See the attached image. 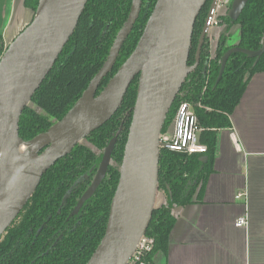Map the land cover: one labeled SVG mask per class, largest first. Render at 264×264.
<instances>
[{
    "label": "trees",
    "instance_id": "1",
    "mask_svg": "<svg viewBox=\"0 0 264 264\" xmlns=\"http://www.w3.org/2000/svg\"><path fill=\"white\" fill-rule=\"evenodd\" d=\"M212 0L200 12L194 27L189 65L196 53L205 17ZM157 0H143L131 33L124 42L113 69L102 80L99 94L136 48ZM39 0H25L34 13ZM132 0H88L75 32L59 55L54 67L33 95L19 122V133L30 140L60 120L82 96L105 63L115 38L127 20ZM227 27L214 56L206 63L207 44L203 45L198 67L183 83L167 116L163 133L170 126L182 103L193 108L200 128L205 153L161 150L159 184L167 205L153 213L147 236L154 239L153 250L145 257L168 248L176 223L175 206H184L202 196L213 170L217 133L231 126L230 116L238 106L250 79L264 71V54L256 57L236 52L218 81L223 55L232 47L258 50L264 38V0H249L234 24L240 26L239 41L226 42L233 25L229 12L221 15ZM0 55L3 52L0 34ZM206 63V64H205ZM209 66V67H208ZM139 76L131 83L117 112L85 140L59 159L43 176L27 206L0 240V264H86L101 242L108 223L120 166L135 105ZM117 136L107 175L77 215L70 216L97 173L104 149ZM201 156H207L205 162ZM196 195V196H195ZM139 264V262L137 263Z\"/></svg>",
    "mask_w": 264,
    "mask_h": 264
},
{
    "label": "water",
    "instance_id": "2",
    "mask_svg": "<svg viewBox=\"0 0 264 264\" xmlns=\"http://www.w3.org/2000/svg\"><path fill=\"white\" fill-rule=\"evenodd\" d=\"M207 1L157 0L136 48L97 94L139 18L143 0H132L129 16L105 63L82 96L50 128L24 140L19 133L21 115L75 32L88 2L39 0L30 22L0 55V240L23 212L44 174L112 118L131 83L139 76L106 231L86 264L131 263L139 243L146 237L154 211L168 204L159 184L160 157L164 148L161 136L183 83L200 63L207 38L205 26L196 61L193 65L188 61L195 23ZM248 1H233L229 10L232 22L238 20ZM236 52L258 60L264 54V38L258 50L238 46L229 49L222 57L218 81L229 57ZM116 143L117 136H114L104 149L94 180L79 199L71 217L79 213L106 177ZM200 159L205 162L207 156ZM159 194L164 198L160 203ZM177 207L180 206L173 208L175 217Z\"/></svg>",
    "mask_w": 264,
    "mask_h": 264
},
{
    "label": "crops",
    "instance_id": "3",
    "mask_svg": "<svg viewBox=\"0 0 264 264\" xmlns=\"http://www.w3.org/2000/svg\"><path fill=\"white\" fill-rule=\"evenodd\" d=\"M24 1L0 0L3 48L32 19ZM230 120L218 130L202 196L174 209L168 248L152 264H264V71L250 79ZM244 215L247 226H237Z\"/></svg>",
    "mask_w": 264,
    "mask_h": 264
},
{
    "label": "built area",
    "instance_id": "4",
    "mask_svg": "<svg viewBox=\"0 0 264 264\" xmlns=\"http://www.w3.org/2000/svg\"><path fill=\"white\" fill-rule=\"evenodd\" d=\"M233 0H214V6L211 8L206 21V34L210 41L217 38L215 29L219 26V17L222 10L231 6ZM200 128L198 126L197 115L188 102L182 103L177 113L175 127L172 132H164L161 141L164 148L187 153H205L207 147L200 142ZM246 192H239L236 197L243 198ZM248 224V216L244 215L238 218L236 225L243 227ZM154 240L146 235L137 247V251L130 264H152L145 260V257L153 250Z\"/></svg>",
    "mask_w": 264,
    "mask_h": 264
},
{
    "label": "flooded vegetation",
    "instance_id": "5",
    "mask_svg": "<svg viewBox=\"0 0 264 264\" xmlns=\"http://www.w3.org/2000/svg\"><path fill=\"white\" fill-rule=\"evenodd\" d=\"M234 1V0H233ZM233 3V2H232ZM232 5V4H231ZM214 6V0H212L211 1V4H210V7H209V10H208V13H207V15H206V17H205V23H204V26L206 27V21H207V19H208V16H209V13H210V10H211V8ZM230 8H231V6H229V7H227V8H224L223 10H222V14H225L226 12H229V10H230ZM221 14V15H222ZM221 15H220V17H221ZM219 17V26L215 29V34H217V38L216 39H213L212 41H210L209 40V38L207 37L206 38V41H205V43L206 44H209V46H207V52H208V56L206 57V58H208V60L206 59V63L207 62H210V58H212L213 56H214V53H215V50H216V47L219 45V43L221 42V37H222V35L227 31V30H225V31H223V29L225 28L223 25H222V23H221V18ZM231 19V18H230ZM231 21H232V19H231ZM237 21V20H236ZM235 21V22H236ZM235 22H232L233 24L235 23ZM204 26H203V28H204ZM231 29V28H230ZM223 32V34L221 35V33ZM220 37V38H219ZM226 42H228V37H227V39H226ZM205 63V64H206ZM209 67V66H208Z\"/></svg>",
    "mask_w": 264,
    "mask_h": 264
},
{
    "label": "rangeland",
    "instance_id": "6",
    "mask_svg": "<svg viewBox=\"0 0 264 264\" xmlns=\"http://www.w3.org/2000/svg\"><path fill=\"white\" fill-rule=\"evenodd\" d=\"M239 38H240V26L238 25V24H233L232 26H231V29H230V35H229V37H228V42L229 43H234V42H237V41H239ZM207 46H209V44H207ZM181 106V105H180ZM180 106H179V108H180ZM179 108L177 109V111H176V113H175V116H174V118H173V120H172V122H171V124H170V126L168 127V129H167V131L169 132H172V130H173V127H175V121H176V117H177V113H178V111H179ZM161 192H163V191H161ZM160 194H162V193H160ZM159 194V195H160ZM163 195V194H162ZM161 198V199H160ZM159 199H160V201H163V197H161V195L159 196ZM159 199H158V203H159Z\"/></svg>",
    "mask_w": 264,
    "mask_h": 264
}]
</instances>
